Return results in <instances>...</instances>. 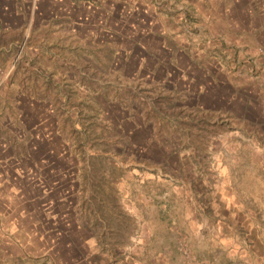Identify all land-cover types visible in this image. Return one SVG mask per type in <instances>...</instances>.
Wrapping results in <instances>:
<instances>
[{
  "label": "rangeland",
  "instance_id": "obj_1",
  "mask_svg": "<svg viewBox=\"0 0 264 264\" xmlns=\"http://www.w3.org/2000/svg\"><path fill=\"white\" fill-rule=\"evenodd\" d=\"M225 5L204 47L196 0L29 1L68 36L0 65V264H264V0Z\"/></svg>",
  "mask_w": 264,
  "mask_h": 264
},
{
  "label": "crops",
  "instance_id": "obj_2",
  "mask_svg": "<svg viewBox=\"0 0 264 264\" xmlns=\"http://www.w3.org/2000/svg\"><path fill=\"white\" fill-rule=\"evenodd\" d=\"M29 1L0 0V65L2 67L8 66L7 64L11 60V58H6L9 49L16 47L20 42L24 44L29 42L32 46H36L35 42L37 40L40 42L39 45L45 47L53 42L64 44L67 41L68 31L65 23L67 21L64 15L59 16L58 13L43 14L41 9L29 6ZM204 2L205 0H196L197 12L204 14V17L200 18L202 22L199 25V39L204 41V47L223 46V35L219 33L222 28L220 26L223 25V16L224 18L226 16L227 20H224L231 25V29H237L236 23L230 17H227L229 16L230 5L223 7L222 0L221 3L215 2L212 4V7L203 8L201 4ZM243 5L245 8L246 4ZM159 32L157 30V34ZM152 33L157 36L155 31ZM202 33L203 36H201ZM34 50L37 51V49ZM24 51L25 49L21 51L22 55ZM30 54L32 55L33 52H30ZM35 57L34 53L33 58ZM30 60L32 58L26 64L27 69L24 70L20 66L16 68L2 92L4 94L6 91H11L16 94L18 109H21L19 106L23 103L34 104L28 90L33 84V69H31Z\"/></svg>",
  "mask_w": 264,
  "mask_h": 264
},
{
  "label": "built area",
  "instance_id": "obj_3",
  "mask_svg": "<svg viewBox=\"0 0 264 264\" xmlns=\"http://www.w3.org/2000/svg\"><path fill=\"white\" fill-rule=\"evenodd\" d=\"M13 68L10 70H6L0 67V89L4 85V83L11 77V72Z\"/></svg>",
  "mask_w": 264,
  "mask_h": 264
}]
</instances>
